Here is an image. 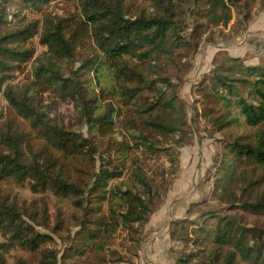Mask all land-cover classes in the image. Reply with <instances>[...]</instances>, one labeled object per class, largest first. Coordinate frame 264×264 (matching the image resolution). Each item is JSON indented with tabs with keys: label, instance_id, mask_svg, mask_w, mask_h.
Listing matches in <instances>:
<instances>
[{
	"label": "trees",
	"instance_id": "obj_1",
	"mask_svg": "<svg viewBox=\"0 0 264 264\" xmlns=\"http://www.w3.org/2000/svg\"><path fill=\"white\" fill-rule=\"evenodd\" d=\"M53 1H0V264L17 246L39 255L40 264H58L59 251L47 246L51 235L35 226H48L49 194L84 211L74 253L104 250L118 229L139 249L138 225L156 212L191 142L178 89L202 38L227 27L234 10L246 25L257 3L74 0V11L59 12L47 9ZM30 62L26 79L13 82ZM195 87L201 110L193 105L194 115L219 132H242L222 140L217 165L214 190L228 212L204 209L196 219L173 220L170 238L184 244L174 264H264V224L245 219L264 217V66L221 50ZM63 104L73 106L88 136L58 122ZM161 157L170 165L153 169ZM122 177L128 181L113 182ZM9 181L43 198L41 207L9 200L1 186ZM95 256L88 264L106 260Z\"/></svg>",
	"mask_w": 264,
	"mask_h": 264
},
{
	"label": "rangeland",
	"instance_id": "obj_2",
	"mask_svg": "<svg viewBox=\"0 0 264 264\" xmlns=\"http://www.w3.org/2000/svg\"><path fill=\"white\" fill-rule=\"evenodd\" d=\"M256 1L257 3L252 9V16L246 25L242 26L236 22V20L240 21L239 19L242 20L243 18L242 16L238 17L234 10L233 19L227 27L222 25L212 27L205 32L202 38L198 53L194 57V67L187 74V80L178 89L180 97L188 104V125L192 133L191 142L181 148L180 166L176 180L166 195H163L156 212L147 224L138 225L141 232L139 249L134 247L135 245L126 230L118 229L109 237L104 250L96 253L95 251L87 252L82 256L74 253L71 246L73 239L82 234L80 233L82 229L78 221L83 218L84 211L76 206L72 200L59 199L49 194L50 221L48 226L39 224H35V226L40 232L51 235L52 239L47 243V246L59 251L58 264H88L89 261H98L96 254L106 259L105 262H98L97 264H174L182 249H184V244L170 238L169 229L173 220L184 217L196 219L200 211L204 209H215L223 213L228 212L227 203L219 200L217 192L214 190L217 165L222 159V140L242 132V128L232 129L231 132L227 133L219 132L213 128L206 118L197 115V113L194 115L193 105L201 110L200 103L196 101L198 95L195 86L203 78V75L212 69L213 58L216 53L226 50L229 54L235 56L227 48L235 51V49L243 46L242 40L238 41V39H243L248 30L262 26L264 23V3L263 0ZM47 9L59 12L74 11V0H55L47 6ZM11 19H14V17H11ZM16 21L13 20V25ZM233 30L238 32L235 33ZM32 43L36 45L39 54L44 51L37 39L33 40ZM244 61L249 65L264 66V57H259L257 53H248ZM31 65L32 62L28 64L27 71L18 74L13 82H21L26 79L27 75L31 73ZM2 104L6 112V100L3 99ZM55 115L59 123L63 121L67 126L88 136L87 125H80L72 105H60ZM169 165L170 162L167 157L151 161L153 169ZM121 179H124L125 182L128 181L127 177H122L113 182L118 183ZM1 186L8 192L9 200H16L20 206L29 207L33 211L35 204H39L40 207L43 204V198L39 199V196L33 194L26 186H19L13 181L2 183ZM93 201L94 198H92ZM194 203H197L198 206H192ZM103 209L107 217H110L111 212L108 202L103 203ZM190 210L191 212H189ZM245 219L246 223L251 225L257 222L264 224V217L259 219L250 216ZM75 239L76 242L79 240ZM3 240L4 238L0 234V241ZM136 252L138 254H135ZM21 257L26 258L31 264H40L39 255L35 256L20 246L13 248L7 254V262L8 264H18L17 260Z\"/></svg>",
	"mask_w": 264,
	"mask_h": 264
},
{
	"label": "crops",
	"instance_id": "obj_3",
	"mask_svg": "<svg viewBox=\"0 0 264 264\" xmlns=\"http://www.w3.org/2000/svg\"><path fill=\"white\" fill-rule=\"evenodd\" d=\"M240 40L244 43L243 46L235 49V51H232L230 48H227V50L235 56L243 58L248 56V53H257L259 57H264V23L260 27L248 30L243 39H238V41Z\"/></svg>",
	"mask_w": 264,
	"mask_h": 264
},
{
	"label": "water",
	"instance_id": "obj_4",
	"mask_svg": "<svg viewBox=\"0 0 264 264\" xmlns=\"http://www.w3.org/2000/svg\"><path fill=\"white\" fill-rule=\"evenodd\" d=\"M179 94H180V91H179Z\"/></svg>",
	"mask_w": 264,
	"mask_h": 264
}]
</instances>
